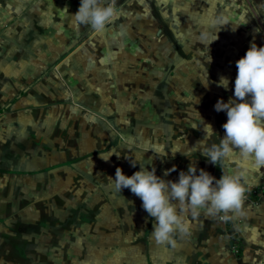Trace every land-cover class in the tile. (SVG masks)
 I'll use <instances>...</instances> for the list:
<instances>
[{
	"label": "rangeland",
	"instance_id": "374dc122",
	"mask_svg": "<svg viewBox=\"0 0 264 264\" xmlns=\"http://www.w3.org/2000/svg\"><path fill=\"white\" fill-rule=\"evenodd\" d=\"M207 9L128 0L103 32L62 39L61 55L49 53L57 40L0 49V264H42L43 254L52 264L64 240L116 238L150 222L141 199L110 181L117 167L131 176L144 164L178 180L191 159L214 176L201 147L212 145L204 127L216 103L203 94L225 101L230 92L202 85L228 40L209 45L225 29ZM226 59L218 66L229 78L236 62Z\"/></svg>",
	"mask_w": 264,
	"mask_h": 264
},
{
	"label": "crops",
	"instance_id": "0c3cea01",
	"mask_svg": "<svg viewBox=\"0 0 264 264\" xmlns=\"http://www.w3.org/2000/svg\"><path fill=\"white\" fill-rule=\"evenodd\" d=\"M126 1L117 0L116 7ZM80 3L81 0H0V49L29 47L26 40H57L47 43L53 48L49 53L61 55L62 39L91 38L95 33L91 26L78 25L73 17ZM201 3L225 29L218 37L228 40L215 48L213 56L217 64L213 66L212 76H207L209 86L216 90L217 82L228 70L226 66H218L225 63V58L228 62L238 61L253 42L264 47V0H201ZM32 47L41 45L35 41ZM229 67L232 68L228 78L230 93L225 102L235 98L237 68ZM203 95L205 103L218 101V97ZM226 122V113H214L212 144H218L225 135ZM241 165L248 187L242 214L210 215L201 211L197 217L189 215L188 233L174 234L175 247L157 242L153 235L155 221L151 217L148 223L133 224L131 233L122 229L116 238L92 234L83 239L64 240L60 254L54 251V256H50L52 264H264V166L245 161L234 152L221 164H213L214 177L221 178L222 168L232 172L240 170ZM41 262L45 264L44 254Z\"/></svg>",
	"mask_w": 264,
	"mask_h": 264
},
{
	"label": "clouds",
	"instance_id": "9594fccd",
	"mask_svg": "<svg viewBox=\"0 0 264 264\" xmlns=\"http://www.w3.org/2000/svg\"><path fill=\"white\" fill-rule=\"evenodd\" d=\"M116 4L117 0H81L73 17L78 25H90L95 32L101 33L118 15ZM217 33L211 36L209 45L218 39ZM204 38L208 37L202 34ZM211 60L212 57L209 64ZM236 68L235 98H230L227 103L221 98L214 106L217 112L227 114V122L223 124L225 135L220 137L218 144L202 145L203 155L210 163L218 165L238 152L243 160L264 166V47L253 42L246 54L236 61ZM209 84L204 82L202 86L208 88ZM229 84V79L224 76L217 82V86L225 90ZM204 128L215 133L211 124ZM113 155H116L114 151L100 154V158L108 161ZM166 156L164 153L159 157ZM190 161L187 170L179 172L178 180H166L156 174L155 167L148 170L144 164H140L141 170L131 176L117 167L115 179L109 177L117 191L128 188L141 199L143 209L155 221L153 235L161 244L176 246L174 234L188 233L189 215L197 217L201 211L210 215L242 214L248 190L243 165L240 170L232 172H225L222 168L223 174L217 179L202 168L198 170L196 161ZM136 165L132 162L133 167ZM174 171L175 166L165 172V176Z\"/></svg>",
	"mask_w": 264,
	"mask_h": 264
},
{
	"label": "water",
	"instance_id": "95a60500",
	"mask_svg": "<svg viewBox=\"0 0 264 264\" xmlns=\"http://www.w3.org/2000/svg\"><path fill=\"white\" fill-rule=\"evenodd\" d=\"M218 172H220V168H218ZM219 174V173H218Z\"/></svg>",
	"mask_w": 264,
	"mask_h": 264
}]
</instances>
